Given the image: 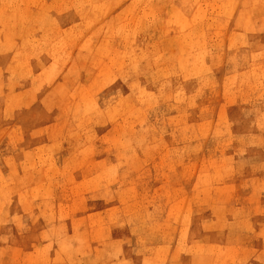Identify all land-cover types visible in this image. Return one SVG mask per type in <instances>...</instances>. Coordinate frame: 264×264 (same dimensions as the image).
Here are the masks:
<instances>
[{
  "label": "rangeland",
  "instance_id": "obj_1",
  "mask_svg": "<svg viewBox=\"0 0 264 264\" xmlns=\"http://www.w3.org/2000/svg\"><path fill=\"white\" fill-rule=\"evenodd\" d=\"M0 264H264V0H0Z\"/></svg>",
  "mask_w": 264,
  "mask_h": 264
}]
</instances>
